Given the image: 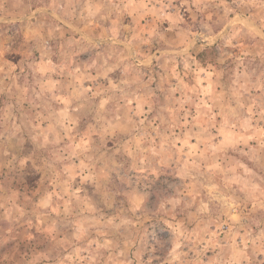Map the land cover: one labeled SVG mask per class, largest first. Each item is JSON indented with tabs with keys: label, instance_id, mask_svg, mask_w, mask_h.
<instances>
[{
	"label": "rangeland",
	"instance_id": "rangeland-1",
	"mask_svg": "<svg viewBox=\"0 0 264 264\" xmlns=\"http://www.w3.org/2000/svg\"><path fill=\"white\" fill-rule=\"evenodd\" d=\"M0 264H264V0H0Z\"/></svg>",
	"mask_w": 264,
	"mask_h": 264
}]
</instances>
